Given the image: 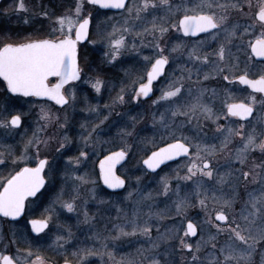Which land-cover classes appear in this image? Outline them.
<instances>
[{
  "label": "snow or ice",
  "instance_id": "1",
  "mask_svg": "<svg viewBox=\"0 0 264 264\" xmlns=\"http://www.w3.org/2000/svg\"><path fill=\"white\" fill-rule=\"evenodd\" d=\"M86 4L96 7L97 14L102 9L119 10L121 21L111 24V31H106L101 37V42L108 49L103 56L108 63H117L126 51H135L144 65L143 73L130 80L129 84L121 82L117 94L111 97L110 103L103 106L87 102L85 95L87 106L84 111L94 115L95 121L85 120L80 123V144L76 149L78 154L65 157L63 168L57 164V157L50 160L49 155L42 153L41 148L46 149L53 139L46 135L48 126L56 125L60 129H66V112L62 117L60 112L41 106L36 130L23 141L19 156L15 155L11 145L0 143V148L5 149L0 151V167L11 166L8 175L0 178V218H12L14 224L21 223L17 218H23L25 224L19 237L14 231L11 240L3 244L0 264H49L38 242L51 231L53 217L58 215L54 213V205L64 196L69 181L76 195L61 201L62 207L69 212L76 211V199L82 186L91 183L93 187L89 191L95 197L96 179H91L88 171L79 174L78 169L83 163L91 161L92 155L98 154L97 149L101 145L112 143L101 136L102 132L106 133V129L110 130L111 127H117L116 136L123 146L116 151L109 150L99 160L98 178L110 189L126 188L128 182L124 176L117 174L116 169L131 151L126 138L135 132L137 116L117 114L121 120L127 116V123L131 127H118L116 121L110 125L105 122L112 116L114 105L126 103L125 95L129 88L130 100L137 103L142 99H151L155 96L156 89L160 92L152 100V104L157 107V112L152 114V125L161 133L159 139L163 146L151 151L147 158L142 159V164L155 171L167 161L186 158V164L177 165V168L185 169V174L180 176L177 173L176 180L180 183L191 181L194 185L191 193L181 195L180 183L173 187L171 180L165 175L160 178V190L156 196L169 199L175 196L172 206L177 216H181L192 206L190 196L198 197L203 208H207L209 200L220 206L215 211V220L218 221L214 224L215 234H209L207 239L201 237L195 244L187 242V238L196 236L198 231L192 220H187L186 228L173 225L160 238L167 241L177 239L182 250H190L189 264H253L258 249L260 264H264V159L257 162L252 155L255 150H259L264 156V125L262 130H258L251 126L252 121L249 120L254 111L258 112L259 120H264V0H256L255 5L253 0H75L73 7L61 14L43 10L39 15L49 21L46 35L29 36L14 42L5 40L0 44V78H3L4 88L9 95L47 98L68 108L77 103L74 82L90 84L97 94L105 89L106 83H111L99 76H88L87 73L84 75L88 78L82 81L81 42L89 39L90 28L96 26L93 13L85 14ZM254 7L258 10L253 12ZM8 11L28 13L29 8L25 0H16L15 7L5 10ZM161 12L163 15H160ZM233 14L244 18L245 22L233 20ZM112 19L113 17H106V20ZM24 22H29L27 17ZM137 27L139 30H136ZM173 30L181 33L183 38L175 43H162ZM148 36L151 40H146ZM137 37L140 38L139 44L136 42ZM185 38H194L190 47L185 43ZM91 43L95 44L96 41ZM213 43L216 44L215 48H211L209 52L204 51L205 47H211ZM144 48L150 49V54L145 55L142 51ZM234 48L237 52L243 50L245 53L243 69L239 67L241 60L233 52ZM181 58L186 59L185 64H177ZM255 58L260 60L256 61ZM188 64L193 66L188 67ZM204 67H210V71L203 72ZM250 68H256L257 71L250 73ZM177 70L181 72L179 76L176 75ZM50 78H54L55 82H51ZM210 78H219L227 82L229 87L219 90L205 87L203 81ZM236 82L252 89V93L246 97L247 103L244 100L227 103L233 98L229 88ZM256 93L261 94L259 100ZM217 104L218 108L215 107ZM102 108L107 115H102ZM161 108L162 111L159 110ZM234 117L240 120L234 121ZM24 118V113L16 111V114L7 119H0V129L7 135L22 127ZM221 119L227 123L221 124ZM203 121L215 124L217 137H222L219 139V147L215 143L205 142L208 133L204 131ZM233 123L238 126L232 127ZM185 129L194 131L196 135H187ZM237 137L240 138V146L229 150L228 146ZM168 140L171 142H167ZM70 143L71 138L65 132L56 152L63 155ZM84 148H90V151H84ZM221 152H226L227 155V170L224 172L219 171L215 161V157ZM236 162L239 163V168L232 167ZM245 167L248 171L244 170ZM127 174L125 171V176ZM132 179L139 184L141 177ZM213 183L216 187L205 186ZM242 183L245 185L247 198L237 209L235 204L240 199L238 189ZM248 183L256 184V187L248 191ZM223 187H227L231 195L225 193ZM52 188L58 189L56 199L49 203L38 218L29 219L27 210L32 203L29 198L39 200ZM139 191L132 189L123 199L131 200L133 192ZM217 192L220 194L217 195ZM148 200H154L151 191L141 194L139 199L133 201L131 219H128L126 213L125 223L113 226L118 229L117 236L108 237L100 232L95 234V239L102 242L104 251L93 252L81 248L72 252L71 255L78 259V264H84L91 255H106L112 264H139V261L129 256L117 258L107 244L103 243L108 239H118L119 236L137 234L153 241L150 249L142 250L141 255L147 251L153 256L150 264H163L157 258L159 254L154 252L160 245L152 238L150 221L153 216L163 219L162 212H167L168 209L153 212L149 205L150 210L145 214L147 218L141 223L142 207ZM83 216L85 222L94 220L86 208ZM180 223L183 224L184 221L181 220ZM29 225L30 229L27 227ZM127 227L131 231H127ZM26 231L37 234L34 237L37 242L35 251L34 245L27 239ZM181 231L183 235H180ZM220 234H224L225 240L217 247L214 242ZM71 238L72 231L68 228L67 236H56L55 243L60 247L61 241L67 243ZM18 239L23 240L27 247L20 248ZM10 244L16 246L14 252L8 251ZM208 245H211V251L201 255L202 247ZM63 264H72V261L65 256Z\"/></svg>",
  "mask_w": 264,
  "mask_h": 264
},
{
  "label": "rangeland",
  "instance_id": "2",
  "mask_svg": "<svg viewBox=\"0 0 264 264\" xmlns=\"http://www.w3.org/2000/svg\"><path fill=\"white\" fill-rule=\"evenodd\" d=\"M41 5L39 7H28L29 12H15V11H8L6 22H4L6 28H12L15 24H11L10 19H25L28 18V21H36V22H46L47 19L40 16L39 13L43 10H47L50 13L55 12L56 14L63 13L66 9L73 7L75 0H40ZM48 3V5H46ZM92 8L89 5H85V14L87 12L95 13L93 14L95 17L94 25L95 27L91 28L90 38L88 43L84 46H81V66L83 69V80H86L88 77L84 75L87 73L88 76H99L104 79L106 82L105 89L97 94L91 88L90 84L82 83L81 82V91L76 89L77 93V103L72 106L68 107L64 110L55 108V111L62 112L63 114L66 112L69 118V122L67 124L66 129H60L58 126L54 125V133H53V140H52V149L46 151L43 148L42 153L48 152L49 159L51 160L53 157H57V164L63 168L65 163V157L69 155H77V147L80 144L79 135H80V123L88 120V121H95V116L89 114L88 112L84 111L87 104L84 100L85 95L87 96V102L91 104L99 103L101 106L104 104L110 103L111 97H114L117 92L119 91V87L121 82L124 84H128L133 76V74H138L141 71L142 64H141V57L135 51H126L122 57L119 58V62L113 64L108 63L106 58L103 56L105 51H108L106 45L101 42V37L105 34L106 31H111V24H115L118 21H121V16L119 13H104L102 11L97 14L94 10H89ZM89 10V11H88ZM106 17H113L112 20H106ZM10 18V19H9ZM37 29L39 30L40 26L37 24ZM136 30H139L137 27ZM28 34V33H27ZM16 38L19 35L15 36ZM95 40L96 43L93 44L91 41ZM140 38H136L137 44H139ZM146 40H151V37H146ZM145 55L150 54L151 50L144 48L142 49ZM136 54L139 60L133 58L132 61L129 63V55ZM126 63H129L126 64ZM128 65V66H127ZM132 67V69H131ZM144 68V67H143ZM102 71V72H101ZM105 73V75L101 74ZM107 76V78H106ZM112 79H111V78ZM111 88H116V90H112ZM68 92V91H67ZM66 92V93H67ZM130 92L131 89H128V94L125 95L124 104H117L113 106V114L110 117L109 121H106V125H110L113 121L117 122L118 127H131L130 124L127 123V116L119 117L117 114L119 113H127L128 116H137V123L135 125V132L131 137L126 138L127 144L131 145V151L129 152V159L128 162L121 167L119 172L125 176V171H127L126 177L128 178V184L126 188L122 191L112 193L108 192V190L104 189L103 185L101 184L100 179L98 178V167L97 163L100 159L103 158L104 155L108 154L109 150L118 149V147L123 146L120 143L119 138L116 136L117 127H111L110 130L106 129V133H101V136L106 140H111L112 143H105L101 145L97 149V155L91 156V161L83 163L79 169V174H83L85 171L90 173L91 179H96V184L94 185L96 189V195L93 198L90 194V189L93 187L91 183L86 184L81 187L80 193L76 199V211L69 212L66 208H63L61 205V201L68 200L70 196L76 195L75 192L71 189V181H69V186L65 190V194L63 197L60 198V201H57L54 205V213L58 215H54L53 223L50 224L51 231L48 232V235L40 240L38 243L41 245V251H46L48 247L52 249H57L60 252H64L63 249H66L68 246L67 251H79L81 248L90 249L93 252H102L104 249L101 247V241H97L95 239V234L97 232L102 233L104 236L113 237L111 234V230H109L110 218L112 213L114 214L116 211L117 213L122 210H125V206L129 204L130 208L128 210V219H131V210L133 207V201L139 199V196L143 193L151 191L154 196V200L145 201L144 206L142 207V211L140 214V222L142 223L144 219H146V213L150 210L149 205L151 206V210L153 212L158 210L168 209L167 212H162L163 219L159 217L153 216L151 218L150 223L152 224V238L153 240L160 245V247L154 250L155 253L159 255L157 258L161 259L163 264H189L190 259V250L181 249L179 245V241L177 239H173L171 241L162 240L160 238L161 234L165 233L166 230L171 229L173 225L177 228H186V221L193 220L198 224L200 228V235L196 238H187V242L195 244L197 241L204 237L207 239L209 234H215V227L214 224L217 222L214 219L215 211L219 210V205L213 203L209 200L207 208H203L199 204V198L195 196H190V203L192 206L188 207L186 211L181 215L177 216L173 206L172 201L176 199L175 196H172L171 199L164 197V196H156V193L160 190V178L162 176L167 175L172 182V186L175 187L177 183H180L176 180V175L179 173L180 176L185 174V169L183 167L177 168V164H171L164 168L153 170H147L142 165V159H144L149 152H151L155 147L162 144L159 139L161 133L152 125V114L157 112V107L152 104V100L156 98L153 96L151 99L142 100L141 102L137 103L130 100ZM7 102V100H4ZM102 115H107V112L102 108ZM5 116L2 114L0 119H3ZM79 121V122H77ZM77 122V123H76ZM76 123V124H75ZM60 130V131H57ZM5 132L3 129L0 130V143H3V134ZM67 133V135L71 138V143L67 146V150L63 151V155H59L56 152V149L59 147V142L62 140L63 135ZM186 132V130H185ZM187 135L194 136L196 133L194 131L186 132ZM17 135L16 131H10L9 134L6 136L5 144L15 145V137ZM50 134L48 133V136ZM155 138V139H153ZM8 139H12L13 143L8 142ZM171 141V140H168ZM167 141V142H168ZM207 143H210L209 140L206 139ZM84 151H90V148H84ZM0 151H5L4 149L0 148ZM16 153V151H15ZM17 155V154H15ZM20 155V154H19ZM17 155V156H19ZM91 155V152H90ZM217 166L219 167V171L224 172L227 170V165L219 166L220 163L217 162ZM187 163V160L181 161L179 165H184ZM22 166V164L20 165ZM7 170L8 172L11 170V166L8 168L0 167V178L3 177L2 172L3 170ZM248 171V169L246 170ZM5 175V176H7ZM140 176L141 180L139 184L135 182L133 177ZM251 180V177L249 178ZM60 181L57 182L59 185ZM206 187H216L215 184L205 185ZM256 187V184L248 183L247 190L250 191L252 188ZM132 189H139V192H133V196L131 200L123 199L127 195L128 191H132ZM181 195L185 193H191L194 190V185L191 181L180 183ZM57 188L49 189L45 194H49L48 197L45 196L40 198L39 200L32 201L30 205V209L27 210L28 217L33 216H40L44 209L49 205V203L56 199V191ZM223 191L225 193L229 192L227 187H223ZM239 197L243 193L246 199V188L244 183L238 189ZM243 191V192H242ZM220 193L217 192V195ZM101 201H103L101 203ZM243 201V200H242ZM86 202V203H85ZM240 203V199H237L236 204ZM242 203V202H241ZM241 205V204H240ZM128 206V207H129ZM87 209L90 216L94 217L92 222H85L83 211ZM239 209V208H238ZM119 220L123 221L122 224L125 223V214L119 215ZM183 220L184 223L181 224L180 221ZM102 222V224H100ZM112 223V218H111ZM221 223V222H220ZM112 226V224H111ZM29 228V226H27ZM84 233L87 238V244L84 247L76 248L74 242L78 240V238H82V235H79L78 232ZM71 228L72 231V241L68 240L67 243L63 241L60 242V247L57 246L55 243L56 236H67V229ZM21 229H25V224L23 220L19 224H14L13 222H9L5 218H0V251L3 250V244L8 243L12 238V233L15 231L19 237V232ZM158 229V231H157ZM48 231V230H46ZM128 231H131V228L128 227ZM81 232V234H82ZM27 239L31 241L28 237V233L26 232ZM180 235H183V232H180ZM132 238V246L128 247H120L115 244L113 239H108L103 243H106L108 249H111L117 258L121 256H129L134 258L135 260L139 261V264H150V260L153 258L147 251H144L143 255H141L142 250L150 249V245L153 242L152 240L147 239L146 237L137 234L134 236H128ZM225 240L224 234H220L217 237V240L214 242L219 247ZM71 241V242H70ZM32 242V241H31ZM70 242V243H69ZM37 242L34 240L32 244L34 245ZM18 244H23L27 246V244L23 240L18 239ZM15 245H9L8 251L14 252ZM211 251V245L206 247H202L201 255L206 254L207 252ZM76 258V257H75ZM77 259V258H76ZM78 263V259H77ZM84 264H112V261L106 255L101 257L99 255H91L88 256ZM253 264H260V253L259 249L254 255Z\"/></svg>",
  "mask_w": 264,
  "mask_h": 264
},
{
  "label": "flooded vegetation",
  "instance_id": "3",
  "mask_svg": "<svg viewBox=\"0 0 264 264\" xmlns=\"http://www.w3.org/2000/svg\"><path fill=\"white\" fill-rule=\"evenodd\" d=\"M39 1L40 0H25V3L28 5V7H39L38 5H41V3ZM255 3H256V0H253V4L254 5H255ZM15 4H16V0H0V44H2V42H4L5 40H8L9 42H14V41H20V40L24 39L25 37H29V36H31V37H42V36L47 34L48 26H49V21L48 20L46 22L29 21L28 23H25L24 22L25 19H16V20H14V19H10L9 18L11 20V22H12L11 24H15V25L12 28H6L4 22H6V18H8L7 17L8 15L5 12V10L13 9L15 7ZM46 5H48V3ZM89 10H94V11L97 12V8L96 7H92ZM257 10L258 9H256L254 7L252 11L254 12V11H257ZM100 11H102L104 13H114V14L115 13H119V10L102 9ZM93 14H95V13H93ZM160 15H163V12H161ZM232 19L233 20H237L238 19L240 23H244L245 22L244 18H240L236 14H233ZM94 21H95V19H94ZM37 24L40 26L39 30L37 29L38 28ZM90 32H91V28H90ZM17 35H19L18 38L15 37ZM89 38H90V33H89ZM181 38H183L182 34L181 33H175L174 30H173L172 32H170L169 36H166L164 38V41H162V43H175L178 39H181ZM88 41H89V39L86 40L84 43H81V46H84L86 43H88ZM193 42H194V38L192 40H189V39L185 38V43L189 47L191 46V44ZM215 47H216V44L213 43L211 45V47H205L204 51L209 52V51H211V48H215ZM233 52H235L239 56V58L241 60V63L239 65V67L241 69H243L245 67V64L243 63L244 58H245L244 51L240 50L239 52H237V50L234 48ZM80 57H81V50H80ZM133 58H135L137 60L140 59V58L137 57L136 54H131V55H129V63L132 61ZM255 60L258 61V60H260V58H255ZM129 63H126V64L129 65ZM185 63H186V59L185 58H181V59H179L177 61V64H185ZM81 64L82 63H81V59H80V66H81ZM113 64H115V63H113ZM141 64H142L141 71L138 74H136V73L133 74L131 80L135 79L136 76L141 75L143 73L144 65H143L142 61H141ZM192 66L193 65L188 64V67H192ZM81 68H82V66H81ZM131 69H132V67H131ZM166 71H167V69H166ZM202 71L203 72H208V71H210V67H204L202 69ZM249 71H250V73H255L257 71V69L256 68H250ZM101 74L105 75V73H101ZM180 74H181L180 70H177L176 71V75L179 76ZM237 74H239V72ZM106 78H107V76H106ZM193 79H195V77H193ZM2 80H3V78H0V116L3 114L5 116L3 119H7L10 115L16 114V111H19V112H22V113L25 114L23 126L20 127L17 130H14V131L17 132V135H16V137L14 139L15 140V145L14 144L13 145L7 144V145H11L13 147V149L16 151L15 154L19 155V154H21L23 141L26 140L29 136H31L32 132L36 130V125H37V122H38L39 116H40L41 106H44L46 109L51 110L53 112H57V111H55V108H58V109H61V110H64L66 108H63V106L57 105L55 103V101H51V100H49L47 98L20 97L19 94H11V95H9V93L4 88V83L2 82ZM50 80L53 83L55 82L54 78H50ZM82 81H83V72H82ZM203 84H204L205 87H208L210 89L211 88H216L217 90H219L222 87H229L227 82H225V81H223V80H221L219 78H210L207 81H203ZM74 86L76 87V89L80 90L81 89V82L80 81L74 82ZM111 89L112 90H116V88H111ZM229 90L233 93V98L229 99L227 101V103L239 102L241 100H244V102L247 103L248 101H247L246 97L250 93H252V89L249 86L243 85V84H241L239 82H236L234 85H231ZM67 91H68V86L66 85L65 86V93ZM159 95H160V92H159L158 89H156L155 90V96H159ZM256 96H257L258 100L261 98V94H259V93H256ZM4 100H7V102H5ZM142 100H147V99H142ZM215 107L218 108L219 104L215 105ZM6 109H7V111H6ZM13 110H15V111H13ZM159 110L162 111L163 109L161 108ZM63 115L64 114L61 112V116L62 117H63ZM69 118L70 117H68V122H69ZM233 120L234 121H239L240 118L234 117ZM249 120L252 121V125L251 126L256 127L258 130H262V125H264V120H259L258 119V112L257 111H254L253 117H249ZM77 122H79V121H77ZM61 123H63V120H61ZM220 123L221 124H225V123H227V121L224 120V119H221ZM202 124H203V127H204V131L208 133L207 140H209V142H211V143L217 144V146L219 147V139H221L222 137H217L215 124L212 123L211 121H203ZM237 126L238 125L236 123L232 124V127H237ZM248 126L249 125H246V127H248ZM53 129H54V125L48 126V128L46 129V135L48 136V133H49L50 134L49 136L53 137V133H54ZM185 130H186V132L190 131L188 129H185ZM57 131H60V130L57 129ZM2 133L5 134V132H2ZM0 137H1V135H0ZM6 137H7L6 134L3 135L4 144L7 141L5 139ZM8 140H9L8 142L13 143L12 139H8ZM52 140L49 142L48 147L45 149L46 151H49L50 149H52ZM239 141H240L239 137L235 138L233 140V142L228 146L229 150H234L235 148L239 147L240 146V142ZM168 142H171V141H168ZM160 146H163V143L160 144L157 147H160ZM157 147H155L152 151H155ZM42 150H43V147L41 148V151ZM116 150H118V149H115V150H112V151H116ZM46 153H48V152H46ZM150 154H151V152H149L147 154V156L150 155ZM252 155L254 157H256L257 162H259V160H261V159H264V156H262V154L259 152V150H255L252 153ZM147 156L145 158H147ZM128 159H129V156L127 157V160L123 164H121L120 166H117L116 171H117L118 175L124 176V175H122L119 172V170L121 169V167L123 165H125L128 162ZM185 159L186 158L181 157V158H177L175 161H167L166 164L161 165L160 168H164V167L169 166L171 164H177L178 165V164L181 163V161H183ZM215 160H217V162L220 163L219 166H223L224 167L225 165H227L226 152L218 153L217 156L215 157ZM143 166L147 169L146 165H143ZM97 167H98V163H97ZM232 167L239 168L240 165H239L238 162H236L235 164L232 165ZM160 168H158V169H160ZM247 169L248 168L245 167L244 170L246 171ZM147 170H150V169H147ZM2 175L3 176L7 175V170L6 169L3 170ZM124 177H125L126 181L128 182V178L126 176H124ZM100 181H101V184L103 185L104 189L108 190V192L116 193V192L122 191L121 189H110V188L107 189L105 187V185L103 184L102 179H100ZM41 191L43 192L44 189H42ZM48 195L49 194H45L44 196H42L40 198H43L45 196L48 197ZM244 198H245V195L242 193L240 195V203H238V205H235V207L237 209L240 207V204H241L242 200H244ZM29 200L30 201H34V200H37V199L30 197ZM128 206H129V204H127L125 206L126 209L122 210V212L120 211V213L119 212L117 213V211L114 214L112 213V216H111L112 223H111V218H110V224H109L110 225L109 226L110 227L109 230H111L112 236H117V234H118V229H115L113 226L123 223V221L119 220L120 217L119 218H117V217L119 215H122V214H126V213L129 214L128 210H129L130 206L129 207ZM33 217H37L38 218V216H33ZM33 217H30L29 219H31ZM5 219H7V218H5ZM214 219H215V216H214ZM7 220L9 222H12L9 219H7ZM20 220L22 221L23 218H21ZM192 222L196 224V222H194L193 220H192ZM221 223H223V222H221ZM100 224H102V222ZM111 224H112V226H111ZM196 225H197V230H198L197 231V235L194 236V237H191V238H196L198 235H200V228H199L198 224H196ZM186 226H187V221H186L185 227ZM28 229H30V226H29ZM126 230L128 231V227H127ZM26 232L28 233L29 239L33 242L35 240L34 237L37 234L30 233V231H26ZM81 232H82V227H81ZM81 232L80 233L78 232V234L82 235V238H78V240L74 241V242H77V244H75L76 248L84 247L87 244V238H86V235H85V231H84V233L82 232V234H81ZM72 239L73 238H71L70 240L72 241ZM114 241H115V244L117 246L126 247V249L128 247L132 246V243H131L132 238L128 237V236H119V238L118 239H114ZM68 246L69 245L66 246V249H63L64 252H60L56 248L52 249L51 247H48V249L46 251H42V252L48 258L49 264H63L65 256H67L72 261V264H78L77 263V259L71 255L72 251H70V250L67 251ZM19 247L20 248H25L27 246H25L23 244H19ZM33 250L35 251L34 247H33Z\"/></svg>",
  "mask_w": 264,
  "mask_h": 264
},
{
  "label": "water",
  "instance_id": "4",
  "mask_svg": "<svg viewBox=\"0 0 264 264\" xmlns=\"http://www.w3.org/2000/svg\"><path fill=\"white\" fill-rule=\"evenodd\" d=\"M82 42H84V41H82ZM126 160H127V158H126ZM125 160V161H126ZM125 161H122L121 162V164H123ZM121 164H118L117 166H120ZM107 188H108V186L107 185H105ZM0 215H2V214H0ZM17 219H21V218H17ZM9 220H11L12 221V218H9ZM30 226V225H29ZM35 234V233H34Z\"/></svg>",
  "mask_w": 264,
  "mask_h": 264
}]
</instances>
